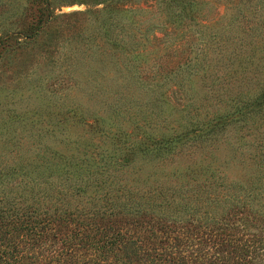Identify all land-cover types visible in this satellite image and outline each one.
Instances as JSON below:
<instances>
[{"label":"trees","instance_id":"1","mask_svg":"<svg viewBox=\"0 0 264 264\" xmlns=\"http://www.w3.org/2000/svg\"><path fill=\"white\" fill-rule=\"evenodd\" d=\"M10 2L0 64L53 19V0ZM208 4L225 11L207 20ZM97 12L66 58L70 80L90 58L88 71L113 75L97 108L58 101L55 126L25 146L0 103V264H264V0H104ZM221 147L250 173L230 180ZM179 158L190 164L165 174ZM141 164L156 171L141 180Z\"/></svg>","mask_w":264,"mask_h":264},{"label":"rangeland","instance_id":"2","mask_svg":"<svg viewBox=\"0 0 264 264\" xmlns=\"http://www.w3.org/2000/svg\"><path fill=\"white\" fill-rule=\"evenodd\" d=\"M11 1L9 5H16L20 1L23 5H27L28 0ZM103 2L104 0H53L51 5L52 21L39 32L33 42L15 49L1 62L0 103L4 105V108L13 109L18 115V121L11 126L16 136L22 135V142L25 146L30 144L37 130L50 129L55 126L52 123L57 109L55 103L67 99L78 101L88 108H97L91 98L99 96V84L102 82L114 84L111 80L113 78L111 73L106 76L105 80H101L100 75L95 74V71H88L87 65L94 69L99 68L97 58H90L89 63L86 60L83 61L85 64L78 66L74 72V76L79 80H70L68 68L72 61L66 60L69 55L74 53L75 47L85 49L77 36L81 35L85 38L87 35H92L93 28L99 23L97 11H100ZM217 8L219 15L225 11V7L221 5H206L207 20L212 18ZM157 35L161 36V33H157ZM90 39L92 44L88 47L95 51L100 43L97 42V37L96 40ZM87 72L93 73L88 79ZM48 119H51L52 122L49 123ZM68 132L78 134L73 126H68ZM46 142L53 141L49 139ZM227 153L226 148L221 147L217 158L222 166V172L230 180H241L250 173L249 168L245 165L241 166L235 161H231ZM176 161L179 162L178 165L165 167V174H170L173 167H180V170H183L190 164L184 158H179ZM224 161L227 163L224 164ZM141 165L144 173L141 180L145 178L147 172L156 171L149 165ZM127 176H130V180L136 178V175L130 174H125L124 177ZM156 178L160 179L161 176ZM169 179L167 182L175 184L176 181L173 177H169ZM150 182L151 178L147 183ZM148 187L134 185V191L138 193L151 191L147 189Z\"/></svg>","mask_w":264,"mask_h":264}]
</instances>
